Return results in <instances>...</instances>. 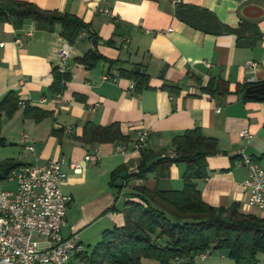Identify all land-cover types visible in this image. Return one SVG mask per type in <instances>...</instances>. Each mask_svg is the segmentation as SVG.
Segmentation results:
<instances>
[{"label": "crops", "instance_id": "obj_1", "mask_svg": "<svg viewBox=\"0 0 264 264\" xmlns=\"http://www.w3.org/2000/svg\"><path fill=\"white\" fill-rule=\"evenodd\" d=\"M14 1L76 16L96 36L95 50L118 61L113 66L100 61L93 69L75 63L92 50L89 34L82 32L71 46L70 80L58 97L50 87L52 69L59 62L56 51L65 42L60 28L43 32L32 21L20 29L0 24V101L12 93L18 104L28 108L19 105L11 117L0 111L3 147L16 150L4 160L62 162L67 179L61 190L71 203L61 234H76L84 247V254L73 256L68 264L86 263L103 232L123 226L125 201L134 187L149 192L182 190L185 163L169 165L164 175L159 167L136 178L141 153L132 145L140 130L148 131L146 150L153 154H170L173 138L195 128L215 139L217 152L206 157V177L194 180L202 200L216 208L238 204L241 213L264 218V211L248 204L242 188L248 172L240 163L243 153L264 172V100L247 98L243 90L264 82V0ZM181 5L205 9L232 29L246 22L260 36L253 46L238 47L233 34H206L182 22L176 16ZM99 9L109 10L110 15ZM249 62L256 67L248 68ZM133 65H141L148 76L147 88L139 92L130 88L132 81L120 76L121 68L129 70ZM104 75L116 81H103ZM210 81L221 84L219 92L203 91ZM86 124H116L125 139L84 143L80 138ZM245 129L253 135L250 141L240 137ZM24 134L33 141V152L25 149ZM116 144L126 146L127 154L116 153ZM95 153L98 162L84 161V156ZM72 163L79 164L81 173L73 171ZM121 172L127 177L118 189L114 182ZM34 239L46 246L43 238ZM142 264L158 263L144 259Z\"/></svg>", "mask_w": 264, "mask_h": 264}, {"label": "trees", "instance_id": "obj_2", "mask_svg": "<svg viewBox=\"0 0 264 264\" xmlns=\"http://www.w3.org/2000/svg\"><path fill=\"white\" fill-rule=\"evenodd\" d=\"M176 16L206 34L235 35L238 47H251L260 36L255 30L251 32L246 22L232 29L221 24L211 12L197 7L181 5ZM26 21L34 22L36 29L43 32H53L58 26L61 37L71 46L85 31L89 34V41L97 40L88 25L76 16L42 10L28 2L0 0V24L10 23L15 29H20ZM245 31H248V36ZM100 61L110 66L118 63L105 59L93 49L75 59V63L87 69L95 68ZM141 67L133 65L129 70H119L120 76L134 83L137 92L147 88L148 82V76ZM52 75L54 80L50 91L60 94L70 80L69 73H60L54 67ZM220 85L210 81L203 91L217 93ZM18 106L12 93L0 101V111L8 117ZM124 139L116 124L107 127L86 124L80 138L88 144ZM4 145L5 141L0 136V147ZM172 147L170 154L142 150L135 176L142 179L159 167L164 175L169 165L185 163L182 190L149 192L144 187H134L125 201L123 226L103 232L101 241L88 258L89 264H142L144 259L158 264H200L196 262L198 254L216 250H225L233 264H261L258 255H264V218L241 213L238 204L226 209L212 207L202 200L194 184L195 179L206 177V157L216 154V140L205 137L200 129L195 128L173 138ZM18 165L14 161L0 162V178Z\"/></svg>", "mask_w": 264, "mask_h": 264}, {"label": "built area", "instance_id": "obj_3", "mask_svg": "<svg viewBox=\"0 0 264 264\" xmlns=\"http://www.w3.org/2000/svg\"><path fill=\"white\" fill-rule=\"evenodd\" d=\"M97 12L110 15L107 9ZM26 35L30 36L31 33L27 32ZM70 53L71 45L67 41L57 49L59 62L56 68L60 73L67 72ZM247 67L255 68L256 63L249 62ZM102 80L116 81L108 75H104ZM133 87L130 84V88ZM19 105L25 107L22 102ZM137 137L132 149L141 152L147 147L148 131L140 130ZM240 137L250 141L253 135L245 129ZM22 140L27 144L25 149L33 152V141L25 134ZM114 151L127 154V148L122 144H116ZM240 159L248 172V178L242 184L248 193V204L264 211V172L251 157L241 153ZM99 160L96 153L84 156V161L91 164ZM61 166V161L21 163L0 178V264H68L73 256L84 254V247L76 234L69 237L61 234L71 203V197L61 190L67 179ZM71 168L75 173H81L79 164L72 163ZM3 182L14 183L15 189H3ZM36 236L43 238L46 246L41 247L34 239ZM207 254L200 253L197 257L203 261Z\"/></svg>", "mask_w": 264, "mask_h": 264}, {"label": "rangeland", "instance_id": "obj_4", "mask_svg": "<svg viewBox=\"0 0 264 264\" xmlns=\"http://www.w3.org/2000/svg\"><path fill=\"white\" fill-rule=\"evenodd\" d=\"M8 132V131H7ZM14 146H5V147H0V162H5L6 158L13 157V153L16 152L15 149H12ZM15 148V147H14ZM3 189L7 190H14L15 189V184L14 183H8V182H3L1 185ZM258 259L260 260L261 264H264V255L259 254ZM196 262L200 264H233V261L228 259L227 257V252L225 250H216L212 251L209 253L205 260L200 261L199 258H196ZM75 264H89L87 261L86 263H82L80 261H77Z\"/></svg>", "mask_w": 264, "mask_h": 264}, {"label": "water", "instance_id": "obj_5", "mask_svg": "<svg viewBox=\"0 0 264 264\" xmlns=\"http://www.w3.org/2000/svg\"><path fill=\"white\" fill-rule=\"evenodd\" d=\"M91 48L93 50L96 49V41L92 39L90 41ZM244 96L247 98L255 99V100H264V82L259 84H252L245 88ZM127 177V172H121L119 174V178L114 182V187L120 189L122 188V184L124 179Z\"/></svg>", "mask_w": 264, "mask_h": 264}]
</instances>
